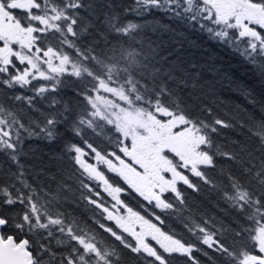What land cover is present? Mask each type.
I'll list each match as a JSON object with an SVG mask.
<instances>
[{
  "label": "snow or ice",
  "instance_id": "snow-or-ice-1",
  "mask_svg": "<svg viewBox=\"0 0 264 264\" xmlns=\"http://www.w3.org/2000/svg\"><path fill=\"white\" fill-rule=\"evenodd\" d=\"M192 35L264 77V0H0V264H264V106Z\"/></svg>",
  "mask_w": 264,
  "mask_h": 264
},
{
  "label": "trees",
  "instance_id": "trees-1",
  "mask_svg": "<svg viewBox=\"0 0 264 264\" xmlns=\"http://www.w3.org/2000/svg\"><path fill=\"white\" fill-rule=\"evenodd\" d=\"M155 18L162 20L159 15ZM190 38L199 45V48H189L185 45V51L181 55L190 63L199 61L204 65L198 79L202 89L201 94L208 102L218 104L219 114L224 118L235 115L237 110L241 114L249 113L259 116L264 106V77L245 64L239 56L214 47L206 38L198 35H192ZM202 53H208L210 56H202ZM213 62L216 67L226 69L227 78L224 73L208 70V64ZM252 98L254 103L250 102ZM30 146L35 150L37 158L47 156L51 150L43 141L33 140ZM74 212L80 219L91 223L89 218L92 212L84 205L74 209ZM175 226L178 232L182 231L178 224ZM126 264H136V262L126 258Z\"/></svg>",
  "mask_w": 264,
  "mask_h": 264
}]
</instances>
